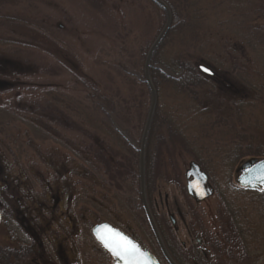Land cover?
Returning <instances> with one entry per match:
<instances>
[{
	"label": "rangeland",
	"instance_id": "rangeland-1",
	"mask_svg": "<svg viewBox=\"0 0 264 264\" xmlns=\"http://www.w3.org/2000/svg\"><path fill=\"white\" fill-rule=\"evenodd\" d=\"M176 1L185 6L191 25L172 36L156 59L170 68L185 57L213 77H204L198 99L159 82L153 136L166 139V146L151 169L149 202L163 236L185 264H264V194L235 184L242 162L264 159V0ZM159 17L146 0H22L0 8V39L21 45L0 44V106L22 110L28 118L41 116L38 130L19 125L26 139H8L6 171L0 166V250L7 253H0V264H112L90 233L101 222L134 234L143 249L166 264L139 201L104 181L101 162L109 160L110 145L106 128L100 130L76 111L75 129L76 118L73 126L66 123L70 111L65 104L56 107L52 101L71 100L78 110V102L87 105L85 86L110 89L106 83L133 101L137 92L107 66L119 62L120 52L123 60L136 63L140 47L156 35ZM88 147L106 156L98 158ZM191 163L201 167L213 189L203 202L186 192ZM40 206L46 217L40 211L37 218ZM27 214L34 220L26 221ZM18 233L27 242L17 241ZM22 249L29 250L27 258L8 254Z\"/></svg>",
	"mask_w": 264,
	"mask_h": 264
},
{
	"label": "trees",
	"instance_id": "trees-1",
	"mask_svg": "<svg viewBox=\"0 0 264 264\" xmlns=\"http://www.w3.org/2000/svg\"><path fill=\"white\" fill-rule=\"evenodd\" d=\"M22 0H0V8L6 7H13L18 5ZM160 15L159 17V25L156 35L153 37L152 40L146 41L143 46L139 49V58L138 61L135 63L128 58V60L122 59V52L119 53V62L117 64H109L107 66V70L109 73H113L114 75L118 76V80L121 81L129 90L133 91V93L137 94L134 96L133 101L128 100L120 95V92L116 89L114 91L110 84V89L106 86L101 87H91L85 86L86 92V100L87 105L82 102H78L77 106L79 105L80 109L76 110L73 106V102L71 100H66V103H62L61 101L52 97V101L55 102L56 107L60 104H65L66 110L70 111L67 113V121L73 126L72 118H76V111L79 114L84 113L86 115L85 120L89 123L93 122L94 126H97L100 130H104L106 128V133L108 135V139L110 141L109 145V155L103 154V151L96 152L92 148L88 147L90 154H94V156L100 158L101 154L105 158H109L106 162V159L103 160L101 164L104 167V172L107 175V179H105V183L108 184L111 190H115L116 192H125L123 193L127 195L128 193H132L136 199V202L139 201V181H138V152L137 149L139 147V142L143 130V126L145 123V119L147 116L149 104H150V94L149 91L144 83V61L147 54L148 49L150 48L151 44L155 40L156 36L161 31L162 27L165 24V14L164 12L155 4L146 0ZM163 1L169 11L171 13V26L170 29L165 36L162 43L157 48L156 52L154 53L151 59V67L149 69L150 79L153 83L155 88L156 94L158 96L159 93V82L161 84H165L170 86L172 90L176 91L178 94L186 96L191 99H198L199 92L202 89L203 84H205L204 77L206 75L196 70L194 66L187 60L185 57H178L171 67H167L166 64L159 63L156 59L160 49L164 45H166L169 39L178 34L182 29L190 27V21L188 19V13L185 11V6L182 2H177L176 0H161ZM2 18V17H1ZM5 21L15 22L18 24L24 25H32L30 22L21 20L20 18H2ZM196 24V22H195ZM171 40V39H170ZM1 45H12L21 48V45L16 44L15 42H7L0 39ZM27 49V48H26ZM16 56L19 58L20 55L16 53ZM135 63V64H134ZM202 66V65H200ZM199 67V66H198ZM197 67V69H199ZM213 77V76H212ZM211 78V77H207ZM111 79V78H110ZM212 79V78H211ZM107 82V81H106ZM260 90H264L260 89ZM200 107V106H199ZM12 108V107H11ZM80 111V112H79ZM203 112L205 109L202 110ZM160 113V108L156 106V110L154 113L153 121L151 124V129L149 132L146 150H145V189L147 190V200L149 201L150 195V182L153 181V172L151 171L152 167L156 163H159V156L160 147L166 146V139L163 137H158L154 140L153 131L156 126V122L158 120V115ZM201 114V112L197 111V114ZM78 114V115H79ZM41 116L35 113L32 116L25 117L23 116V111L21 110L20 113H16L15 111H11L9 106L8 107H1L0 106V166L1 168L6 171L4 161L6 160L8 154L10 152L8 147V139L16 140L19 136L26 139L25 131L22 130L19 125L29 124L30 127H35L36 130L38 128L37 124L41 121ZM61 118V114H59L58 119ZM77 118L75 121V129H79ZM74 122V121H73ZM202 120H200V124H202ZM18 124V125H17ZM127 126L128 130L125 129ZM11 131V133H9ZM45 131V130H44ZM43 131V132H44ZM15 132H19L20 135H13ZM104 132V131H103ZM103 132H100V136ZM45 133V132H44ZM13 135V137H11ZM93 136H89L90 142H93ZM102 140V137H100ZM64 141V140H63ZM112 146V147H110ZM71 150V148L69 147ZM102 149V148H101ZM72 152V150H71ZM76 154V151H74ZM79 159H82V153L79 152L76 154ZM112 158V160H111ZM112 161V162H111ZM74 170H72L73 174ZM78 172V171H77ZM77 172H74L77 175ZM83 175V173H81ZM16 187V186H15ZM15 189V188H14ZM18 190V187H16ZM15 189V190H16ZM1 190V187H0ZM46 199L49 200V196H46ZM16 206L19 205V200H16ZM85 203V202H84ZM79 202L76 200V205ZM94 204V203H93ZM100 205V204H99ZM139 205V204H138ZM151 206V203L149 202ZM58 206V204L56 205ZM152 207V206H151ZM140 208V207H139ZM138 208V209H139ZM45 207L40 206V208H36L38 211L36 213L37 218H40V211L42 212V216H45ZM140 210V209H139ZM153 211V210H152ZM53 217V216H51ZM156 221L157 218L154 215ZM7 223H9L10 228L13 232V225L9 222V218L5 216ZM34 220L27 214L26 221L31 222ZM51 220H54L51 218ZM55 221V220H54ZM49 222H46V225H49ZM157 225L160 227L159 222L157 221ZM161 230V228H160ZM17 241H24L27 242L20 233L17 234ZM171 248V247H170ZM173 253L177 264H185L183 260L179 259V257L174 253L175 251L170 249ZM0 253L7 254L5 250H0ZM9 256H14L17 259L22 257L27 258L29 250L20 251L19 253H15L14 251H8ZM10 257H7L8 259ZM19 261V260H18ZM17 263L19 264V262Z\"/></svg>",
	"mask_w": 264,
	"mask_h": 264
},
{
	"label": "water",
	"instance_id": "water-1",
	"mask_svg": "<svg viewBox=\"0 0 264 264\" xmlns=\"http://www.w3.org/2000/svg\"><path fill=\"white\" fill-rule=\"evenodd\" d=\"M151 3L158 6L165 14L166 20L163 28L151 44L150 48L147 51L145 61H144V83L149 91L150 94V104L147 112V116L145 119V123L143 126L139 147L137 149L138 152V181H139V197H140V204L141 209L143 211L145 220L147 222L148 228L160 250V253L167 264H176L171 257L168 255L165 247L162 243L158 230L155 226L154 220L151 216L149 211L146 197H145V149L146 143L148 140L151 124L153 121L154 113L157 106V94L153 83L150 79L149 69L151 67V59L156 52L159 45L164 40L165 36L167 35L170 26H171V13L167 5L161 0H149ZM199 71L211 77L213 75L212 71L204 66L198 67ZM236 179L235 184L238 187H241L248 191L254 192H264V159H256L250 158L243 163L236 169ZM192 177V180L189 179ZM208 177L207 175L201 171L200 167L194 163L190 165V169L186 173V192L187 194L194 198L196 202H203L204 200L208 199L212 195V191L210 188L207 187ZM174 223V221L172 220ZM105 228L113 230L115 233H119L121 236L127 238V240L131 241L138 249L139 255L137 260L139 264H159L156 258L147 250H143L134 240L128 237L126 234L121 232L120 230L112 227L107 223H99L92 227L91 234L96 242L110 255L112 259V264H124V261L119 259L117 256L113 255L111 251H109L105 246L101 239L98 238V231L102 234H106L104 232Z\"/></svg>",
	"mask_w": 264,
	"mask_h": 264
},
{
	"label": "snow or ice",
	"instance_id": "snow-or-ice-1",
	"mask_svg": "<svg viewBox=\"0 0 264 264\" xmlns=\"http://www.w3.org/2000/svg\"><path fill=\"white\" fill-rule=\"evenodd\" d=\"M102 234L98 231V238L104 243V246L112 252L113 255L124 261V264H139L137 257L141 255L139 249L127 238L111 229L105 228Z\"/></svg>",
	"mask_w": 264,
	"mask_h": 264
},
{
	"label": "flooded vegetation",
	"instance_id": "flooded-vegetation-1",
	"mask_svg": "<svg viewBox=\"0 0 264 264\" xmlns=\"http://www.w3.org/2000/svg\"><path fill=\"white\" fill-rule=\"evenodd\" d=\"M201 168V167H200ZM187 173V172H186ZM189 179H191L192 180V177H190ZM207 187L208 188H210L211 189V191H212V193H213V189L209 186V184H208V182H207ZM147 203H148V206H149V210H150V212H151V215H152V217H153V220H154V222H155V226H156V228H157V230H158V232H159V234H160V236H161V240H162V242H163V244H164V246H165V249H166V251H167V253L169 254V256L173 259V260H175V257H174V255H173V253L171 252V248H170V243L165 239V237L163 236V234H162V232H161V230H160V227L157 225V221H156V219H155V217H154V212L152 211V207L149 205V201L147 200ZM155 206H156V204H155ZM163 206L165 207V209H166V212H167V216H168V218H169V220H170V223L173 225V227H175V224H176V221H175V219H174V217H173V215H172V213H171V211H170V207H169V205H168V201H167V199L165 198V200H164V204H163ZM156 208V211L158 210L157 209V207H155ZM175 212H176V216L179 218V220H180V222H182V223H184V217L182 216V214L180 213V211H179V209H178V207H176L175 206ZM172 220L174 221V223L172 222ZM49 221H50V223H52V222H54V220H51V219H49ZM48 221V222H49ZM126 233L133 239V240H135L137 243H138V241L135 239V237H134V234H132V233H130L129 231H126ZM152 239H153V237H152ZM153 241H154V239H153ZM154 243H155V245H156V242L154 241ZM139 245H140V243H138ZM157 247V246H156ZM157 249H158V247H157ZM161 255V254H160ZM176 261V260H175Z\"/></svg>",
	"mask_w": 264,
	"mask_h": 264
}]
</instances>
